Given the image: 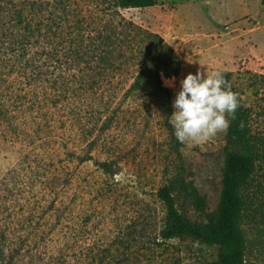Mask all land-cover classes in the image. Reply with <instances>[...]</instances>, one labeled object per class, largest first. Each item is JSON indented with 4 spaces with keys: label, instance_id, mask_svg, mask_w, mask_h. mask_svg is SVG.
Returning a JSON list of instances; mask_svg holds the SVG:
<instances>
[{
    "label": "rangeland",
    "instance_id": "rangeland-1",
    "mask_svg": "<svg viewBox=\"0 0 264 264\" xmlns=\"http://www.w3.org/2000/svg\"><path fill=\"white\" fill-rule=\"evenodd\" d=\"M31 1L39 5L54 4V0H0V9L5 13L11 6L20 7ZM64 3L69 9H82L94 27L104 26L110 33L111 21L114 24L131 22L137 27L134 33H138V39L146 35L151 39L144 47H151L157 38L168 45L175 56V60L169 61L168 70L177 69V75L173 80L160 73V79L171 92V107L179 81L189 72L194 74L199 68L206 74L212 70L232 73L230 83L249 111V129L258 151L255 170L243 192L245 206L239 227L245 240L246 263L264 264L262 0H156L154 6L142 9L115 8L114 0H64ZM0 13L3 12L0 10ZM117 50L134 53L126 44ZM168 55L169 52L166 58ZM120 67V71L112 70L115 94L109 112H104L109 87L97 91L98 95L103 91V98L90 99L94 102L87 105L95 118L88 117L94 124L98 123L96 131H92L94 134L86 133L91 128L82 131L84 124L77 123L66 134L64 129L54 128L52 133L38 132L39 140L31 135L35 142L29 147L40 145V153L53 162V170L64 166L66 171L62 174L70 175L68 193L73 196L75 210L69 222L68 243L63 244L61 238L55 240V247L60 250L54 252L48 249L53 243L41 246L23 264H58V257L66 259L65 264H202L216 259V246L207 247L189 239L161 240L163 209L154 192L182 169L185 178L193 180L198 193L205 195L206 211H213L219 196L220 149L225 132L207 141L181 143L178 153L175 152L171 137L163 127L165 113L159 97L153 95L152 84L148 87L142 84L140 91L124 96L143 65L129 63ZM114 110L117 117L110 128L101 131L103 119L100 118L105 113L109 117ZM12 139L0 137V177L15 165L25 149L24 142ZM85 154L92 159L79 162ZM94 161L112 162L115 174H103ZM184 210L192 220H204L192 208ZM48 216L52 218L51 214Z\"/></svg>",
    "mask_w": 264,
    "mask_h": 264
},
{
    "label": "trees",
    "instance_id": "trees-1",
    "mask_svg": "<svg viewBox=\"0 0 264 264\" xmlns=\"http://www.w3.org/2000/svg\"><path fill=\"white\" fill-rule=\"evenodd\" d=\"M155 4L156 0H114L115 8L142 9ZM0 10V137L21 140L25 146L15 165L0 177V264H23L41 246L54 244L60 238L63 244L68 243L69 222L75 210L73 196L68 193L70 175L62 174L64 166L53 170V162L40 153V145L29 147L35 142L31 135L39 140L38 132L52 133L54 128L64 129L66 134L77 123L84 124L82 131L91 128L86 133L96 131L98 123L90 119L95 118L91 115L94 111L87 108L94 102L90 99L103 98V91L99 95L97 91L111 88L104 107L108 113L115 94L112 70L120 71L121 65L131 63L143 67L133 76L124 96L140 91L142 84H152L153 95L159 97L165 113L163 127L177 152L181 142L174 137L169 119L172 96L160 79V73L165 78L175 77L177 69L168 70L169 61L175 60L172 49L155 35L152 37L157 40L152 46L144 47L151 39L148 35L138 39V33H134L137 27L131 22L111 21L109 33L104 26L94 27L92 21H87L82 9H69L64 0H54L53 5L31 1L11 6L5 13ZM122 44L134 49V53L117 50ZM222 73L239 103L220 149L216 207L207 212L205 195L199 194L193 180L186 179L179 170L154 192L163 209L159 236L163 241L189 239L207 247L216 246L215 261L202 264H247L239 224L245 206L243 192L255 170L258 151L249 129V111L230 83L232 73ZM106 113L100 118L101 131L110 128L117 117L116 110L109 117ZM91 159L85 154L79 162ZM94 162L103 174H115L112 162ZM186 207L203 215L204 220H192L185 213ZM85 217L89 220L88 214ZM55 246L48 249L60 250ZM58 259V264L67 263L66 259Z\"/></svg>",
    "mask_w": 264,
    "mask_h": 264
},
{
    "label": "clouds",
    "instance_id": "clouds-1",
    "mask_svg": "<svg viewBox=\"0 0 264 264\" xmlns=\"http://www.w3.org/2000/svg\"><path fill=\"white\" fill-rule=\"evenodd\" d=\"M238 103L237 94L231 91L221 71L206 74L198 68L194 74L189 72L179 81L172 101L170 118L176 139L199 143L225 132Z\"/></svg>",
    "mask_w": 264,
    "mask_h": 264
}]
</instances>
